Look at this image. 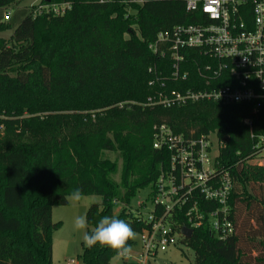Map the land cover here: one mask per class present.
Instances as JSON below:
<instances>
[{
    "label": "trees",
    "instance_id": "1",
    "mask_svg": "<svg viewBox=\"0 0 264 264\" xmlns=\"http://www.w3.org/2000/svg\"><path fill=\"white\" fill-rule=\"evenodd\" d=\"M15 1L22 0H0V27L12 30L8 40L0 37V113L69 112L50 119L4 120L0 264H51V236L60 227L52 221L51 209L66 205L76 189L101 198L86 211L87 230L103 216L126 221L135 234L147 227L132 215L131 203L138 191L153 186L168 158L152 146L153 126L160 122L184 134L214 130L218 164L233 180L229 205L234 233L221 240L206 227L193 228L181 239L193 251L191 264H264V167L248 163L256 155L251 133L264 136V100L258 107L210 101L145 104L160 90L148 85V67L169 73L168 61L155 55L149 43L159 32L197 21L186 12L185 0H41L68 3L62 14L36 13L35 6L18 9L12 7ZM10 7L11 18L3 22ZM186 65L187 79L166 78L167 89L202 84L196 66L190 60ZM247 118L250 126L244 123ZM118 206L121 210L114 213ZM134 243L128 240L127 248ZM124 253L83 246L81 257L83 264H111L113 256Z\"/></svg>",
    "mask_w": 264,
    "mask_h": 264
},
{
    "label": "built area",
    "instance_id": "2",
    "mask_svg": "<svg viewBox=\"0 0 264 264\" xmlns=\"http://www.w3.org/2000/svg\"><path fill=\"white\" fill-rule=\"evenodd\" d=\"M104 1L108 0H100ZM122 2L139 4L143 0ZM184 5L197 21L159 32L148 45L155 55L168 61L169 73L161 75L156 66L148 67L152 75L148 85L160 90L148 96L145 104L172 107L210 101L258 107L264 100V0H185ZM67 8L68 3L48 2L39 4L35 12L62 14ZM189 60L196 66L202 84L197 82L196 88L184 90L167 89L166 78L187 79ZM244 123L251 125L248 118ZM251 137L255 139L256 156L264 155V136L251 133ZM152 146L167 152L168 158L150 188V209H146L148 200L138 201L133 207L132 215L147 227L137 233L138 261L128 264L151 263L159 252L182 244L183 227H206L221 240L234 233L229 205L233 180L229 170L218 164L216 132L194 135L191 130L184 134L165 122L155 123ZM181 220L184 223L178 231Z\"/></svg>",
    "mask_w": 264,
    "mask_h": 264
},
{
    "label": "rangeland",
    "instance_id": "3",
    "mask_svg": "<svg viewBox=\"0 0 264 264\" xmlns=\"http://www.w3.org/2000/svg\"><path fill=\"white\" fill-rule=\"evenodd\" d=\"M50 1V0H49ZM14 5L12 7L18 9H26L30 7H34V10L37 9V6L41 3V0H22V1H15L13 2ZM10 15L6 17V13L3 14L2 21L7 22L11 18L12 8L9 9ZM11 29H3L0 27V37L4 39H9ZM69 99V98H68ZM66 99V100H68ZM134 102V101H132ZM146 102V100H145ZM125 101L115 103V105H124ZM35 113H24L21 116H14L11 117L5 114L0 113V132L5 127L4 120L10 118H20V117H41V118H52L53 115L58 114H67L69 111L65 109L60 110H48V109H35ZM51 116V117H50ZM211 132H215L214 130H210ZM23 136H27L26 133ZM212 140L215 144V135L212 134ZM216 145V144H215ZM107 156L114 159L115 155L112 153H107ZM251 165L261 166L264 167V155L262 156H254L248 162ZM120 164V161H119ZM150 197V189L143 188L142 190L138 191L136 196L132 201V208L136 206L138 201L141 200H148L147 208L150 209L151 204L149 202ZM101 198L99 195H80L79 201H75L72 199V196H68L67 204L66 205H54L51 209V219L53 222H60V227L53 231L51 236V247H52V261L51 264H69L72 261L74 264H83L82 261V248H83V232L77 231L73 228L72 222L73 218L77 215H85L88 207L93 204L100 202ZM121 210V207H115L114 213H118ZM145 212V211H144ZM135 243L128 249L125 256L123 255H115L111 258V264H123V262L131 261H138L137 254L140 248V242L138 234H135V238L133 239ZM123 256V257H122ZM194 255L193 251L185 246L184 244L179 243L175 247L169 248L165 252H159L154 260L150 264H191L193 262ZM72 264V263H70Z\"/></svg>",
    "mask_w": 264,
    "mask_h": 264
},
{
    "label": "clouds",
    "instance_id": "4",
    "mask_svg": "<svg viewBox=\"0 0 264 264\" xmlns=\"http://www.w3.org/2000/svg\"><path fill=\"white\" fill-rule=\"evenodd\" d=\"M71 196L73 200L79 201V190H73ZM72 225L75 230L83 232L82 243L88 248L99 245L127 252L126 242L135 238L132 226L115 216L101 217L93 230H87V217L83 214L75 216Z\"/></svg>",
    "mask_w": 264,
    "mask_h": 264
},
{
    "label": "water",
    "instance_id": "5",
    "mask_svg": "<svg viewBox=\"0 0 264 264\" xmlns=\"http://www.w3.org/2000/svg\"><path fill=\"white\" fill-rule=\"evenodd\" d=\"M46 1H49V0H46ZM191 232H192V230L189 229V228H186V227H183V228H182V234H183V236H185V237H189L190 234H191Z\"/></svg>",
    "mask_w": 264,
    "mask_h": 264
}]
</instances>
